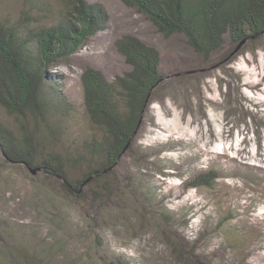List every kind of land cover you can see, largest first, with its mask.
Masks as SVG:
<instances>
[{
	"label": "rangeland",
	"instance_id": "374dc122",
	"mask_svg": "<svg viewBox=\"0 0 264 264\" xmlns=\"http://www.w3.org/2000/svg\"><path fill=\"white\" fill-rule=\"evenodd\" d=\"M87 2L103 6L105 28L69 63L49 71L76 108L59 151L75 154L90 138L82 71L91 67L110 82L130 70L114 46L117 39L133 35L156 49L162 80L114 170L109 199L76 206L53 197L28 179L30 170L8 165L0 153V225L9 244L41 264H110L115 257L175 264L176 249L206 264H264V117L243 97L253 93H241L237 74H261L264 91V34L226 42L206 60L183 35L164 36L121 0ZM20 9V0H0V19ZM0 119L11 125L1 109ZM82 170L71 168L70 175L79 179ZM211 172L217 176L213 187L191 186L197 175ZM35 176L58 188L57 180Z\"/></svg>",
	"mask_w": 264,
	"mask_h": 264
},
{
	"label": "trees",
	"instance_id": "16d2710c",
	"mask_svg": "<svg viewBox=\"0 0 264 264\" xmlns=\"http://www.w3.org/2000/svg\"><path fill=\"white\" fill-rule=\"evenodd\" d=\"M121 1L164 36L183 35L206 60L226 42L237 45L264 34V0ZM20 2L14 18L0 19V109L11 120L8 125L0 119V153L8 165L33 172L28 179L53 197L76 206L109 199L115 190L114 170L132 147L149 99L162 80L159 52L124 35L114 46L129 65L128 72L109 82L100 71L85 68L80 86L90 138L79 143L75 154L59 151L76 108L49 71L69 63L90 37L105 28L108 16L102 5L87 0ZM71 168L83 169L79 179L70 175ZM37 173L57 180L58 188L38 180ZM216 180L213 172L199 174L191 186L211 188ZM92 227L101 229L97 223ZM7 236L0 225V264H41L10 245ZM172 252L175 264H206L187 258L181 250ZM110 264L129 262L115 257Z\"/></svg>",
	"mask_w": 264,
	"mask_h": 264
},
{
	"label": "bare ground",
	"instance_id": "6f19581e",
	"mask_svg": "<svg viewBox=\"0 0 264 264\" xmlns=\"http://www.w3.org/2000/svg\"><path fill=\"white\" fill-rule=\"evenodd\" d=\"M237 74L239 75V89H241V93L245 91L244 89L253 93V96H248L246 93H243V97L246 100L248 99V101L257 108L256 114L264 117V111L261 110V108L264 107V99L260 97V95L264 94V91L262 89L263 80L259 78L262 77L261 74H257V72H255L254 75V73L249 72L247 69L239 71ZM244 75H248L246 77V81L240 78ZM254 78L257 79L254 80ZM246 108L248 109V106Z\"/></svg>",
	"mask_w": 264,
	"mask_h": 264
},
{
	"label": "water",
	"instance_id": "95a60500",
	"mask_svg": "<svg viewBox=\"0 0 264 264\" xmlns=\"http://www.w3.org/2000/svg\"><path fill=\"white\" fill-rule=\"evenodd\" d=\"M33 173V172H32Z\"/></svg>",
	"mask_w": 264,
	"mask_h": 264
}]
</instances>
